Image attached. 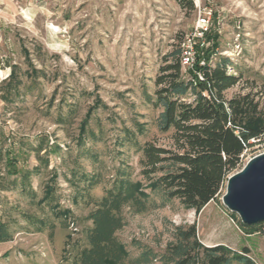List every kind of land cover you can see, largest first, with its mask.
Here are the masks:
<instances>
[{"label": "rangeland", "instance_id": "1", "mask_svg": "<svg viewBox=\"0 0 264 264\" xmlns=\"http://www.w3.org/2000/svg\"><path fill=\"white\" fill-rule=\"evenodd\" d=\"M192 1L193 12L182 9L175 0H45L41 5L45 11H25L23 7L15 14L14 24L5 26L0 60L6 67H18L22 86L14 105L5 106L0 100V146L15 151L18 167L27 170L37 162L24 143L35 147L43 141L49 147L58 145L61 152L49 155V167L31 177L35 204L19 191L0 193V207L10 209L12 219L22 227L12 241L0 244V264H70L72 245L83 240L84 229L91 225L87 216L92 205L72 204L74 190L67 182L68 172L75 167L79 123L98 103L90 123L96 140L87 141L97 162L78 160L86 172L101 178L90 196L100 199L104 195L121 161L131 167L133 182H144L139 175V154L129 146L117 150L115 141L122 129L140 123L146 126L137 138L140 145H167L170 134L156 131L153 122L158 112L147 103V96L154 93L162 56L173 44L192 37L199 15L206 13L209 27L202 38L193 39L194 60L201 51L212 61L219 56L229 58L234 69L229 68L228 73L241 78L224 96H252L261 114L250 121L264 130V0ZM213 37L214 47L210 42ZM22 49L31 53V63L44 72L43 78L32 75ZM1 70L0 84L9 75ZM183 71L191 72L192 67ZM262 153L264 137L251 142L240 168ZM52 170L58 175V202L70 212L69 228L63 227L48 207L42 210L36 204ZM224 191L225 182L215 201L198 214L177 201L141 214L125 208L124 226L115 237L133 259L140 254L132 245L135 241L161 255L172 241L174 227L194 224L199 258L202 248L222 245L232 252L246 248L256 264H264V224L252 231L242 229L239 218L221 203ZM152 199L158 203V198ZM18 212L45 218L53 229L37 233Z\"/></svg>", "mask_w": 264, "mask_h": 264}, {"label": "trees", "instance_id": "2", "mask_svg": "<svg viewBox=\"0 0 264 264\" xmlns=\"http://www.w3.org/2000/svg\"><path fill=\"white\" fill-rule=\"evenodd\" d=\"M175 1L188 12L195 10L192 0ZM213 38L210 42L214 47L216 38ZM182 41L173 44L162 56L154 78V93L147 96V103L158 112L153 122L156 131L170 134L167 145L158 146L151 142L140 145L137 138L146 131L145 124L140 123H135L132 129H122L115 141L117 150L129 146L139 154V175L144 182H133L131 167L121 161L114 169L110 187L100 199H93L90 191L100 184L101 178L98 174L86 172L78 165V160L97 162V154L87 147V141L96 140L90 123L92 112L100 103L79 123L75 167L69 170L67 182L74 190L72 204H91L92 210L87 216L91 225L84 229L83 240L71 247L70 264H151L156 260L161 264H256L246 248L232 252L222 245L202 248L199 258L200 245L194 224L174 227L172 241L166 244L161 255L135 241L132 245L140 249V254L133 259L115 237L124 226L122 212L125 208L141 214L177 201L184 209L200 213L215 201L228 176L241 169L240 156L251 142L264 137V130L250 121L251 117L261 114L255 99L250 95L230 99L224 96L241 78L228 73L229 68L234 69L231 60L219 56L212 61L208 53L201 51L194 60L192 71L184 72L180 61ZM22 54L32 75L43 78L44 72L34 69L31 63V53L22 49ZM17 72L18 67L10 66L9 75L0 84V100L5 106L14 105L20 96L22 81L17 78ZM194 73H200L203 81H198ZM4 146H0V193L19 191L35 204L30 179L49 167L48 156L59 154L60 147H49L43 141L35 147L24 143L22 146L34 154L37 162L27 170L18 167L19 157L15 151H5ZM57 177L53 171L36 204L42 210L48 207L50 213L61 220L63 227L69 228L70 212L59 204L55 190ZM152 197L158 198V203ZM17 215L37 233L53 229L45 218L24 212ZM255 227L241 225L246 231ZM19 230L22 227L18 220L12 219L11 210L0 207V244L12 241Z\"/></svg>", "mask_w": 264, "mask_h": 264}, {"label": "water", "instance_id": "3", "mask_svg": "<svg viewBox=\"0 0 264 264\" xmlns=\"http://www.w3.org/2000/svg\"><path fill=\"white\" fill-rule=\"evenodd\" d=\"M221 203L245 227L264 223V153L228 176Z\"/></svg>", "mask_w": 264, "mask_h": 264}, {"label": "crops", "instance_id": "4", "mask_svg": "<svg viewBox=\"0 0 264 264\" xmlns=\"http://www.w3.org/2000/svg\"><path fill=\"white\" fill-rule=\"evenodd\" d=\"M41 5H45V0H0V42L3 41V31L5 26L8 24H14L16 18L15 14H18V10L22 12L24 7L25 11H30L33 9L45 11ZM1 69H4L6 72H8L7 74L10 73V67H6L0 60V73L2 72Z\"/></svg>", "mask_w": 264, "mask_h": 264}, {"label": "built area", "instance_id": "5", "mask_svg": "<svg viewBox=\"0 0 264 264\" xmlns=\"http://www.w3.org/2000/svg\"><path fill=\"white\" fill-rule=\"evenodd\" d=\"M208 27H209V17L206 15V13H203L202 15H199L196 21L194 33L192 37L188 36L186 38H183V41L181 43V57H180L181 66L183 70L188 67H192V64L194 62V47H193L194 37L202 38L204 33L207 31ZM196 77L198 81H203V77L200 73H196ZM243 155L244 153L240 156V162L243 158Z\"/></svg>", "mask_w": 264, "mask_h": 264}]
</instances>
